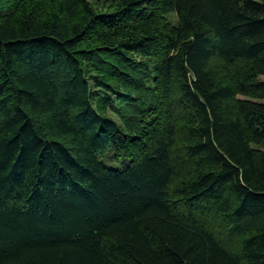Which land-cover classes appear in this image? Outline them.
Wrapping results in <instances>:
<instances>
[{
    "label": "trees",
    "instance_id": "obj_1",
    "mask_svg": "<svg viewBox=\"0 0 264 264\" xmlns=\"http://www.w3.org/2000/svg\"><path fill=\"white\" fill-rule=\"evenodd\" d=\"M261 76L264 0H0V264H264Z\"/></svg>",
    "mask_w": 264,
    "mask_h": 264
},
{
    "label": "rangeland",
    "instance_id": "obj_2",
    "mask_svg": "<svg viewBox=\"0 0 264 264\" xmlns=\"http://www.w3.org/2000/svg\"><path fill=\"white\" fill-rule=\"evenodd\" d=\"M93 4H96V2H98V0H90ZM171 18L175 21V16L171 15ZM260 80L264 82V76L260 77Z\"/></svg>",
    "mask_w": 264,
    "mask_h": 264
}]
</instances>
